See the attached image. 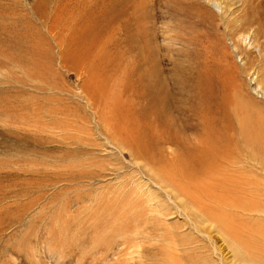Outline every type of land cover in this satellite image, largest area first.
I'll list each match as a JSON object with an SVG mask.
<instances>
[{
  "label": "rangeland",
  "instance_id": "rangeland-1",
  "mask_svg": "<svg viewBox=\"0 0 264 264\" xmlns=\"http://www.w3.org/2000/svg\"><path fill=\"white\" fill-rule=\"evenodd\" d=\"M78 1L0 0V264H106L96 256L117 227L146 207L149 193L139 191L146 185L127 164L126 150L119 153L115 141L105 139L111 136L106 130H117L118 138L127 127L149 150L159 143L156 132H143L146 121L132 128L147 101L125 97L124 86L136 84L129 63L143 56L167 82L175 65H186L205 49L217 56L234 49L229 30L196 13L177 16L168 0H143L147 34H126L123 19L100 26L99 34H80L84 10L95 0ZM205 4L220 13L214 2ZM246 34L235 37L237 44L255 53ZM237 52L235 62L242 66ZM155 115L148 117L153 121Z\"/></svg>",
  "mask_w": 264,
  "mask_h": 264
},
{
  "label": "bare ground",
  "instance_id": "bare-ground-1",
  "mask_svg": "<svg viewBox=\"0 0 264 264\" xmlns=\"http://www.w3.org/2000/svg\"><path fill=\"white\" fill-rule=\"evenodd\" d=\"M200 1L168 3L177 16L188 18L196 13L201 21H216V29L229 30L227 36L242 56V66L236 64L233 48L218 56L205 49L199 56L189 57L186 65H175L165 82L154 63L147 66V58L140 56L138 62L129 63L128 72H133L136 84L124 86V93L129 92L125 97L135 104L147 101L145 112L132 122L136 124L132 128L136 130L138 123L146 121L143 132H156L162 145L158 143V149L152 151L147 149L148 142L140 144L127 127L121 128L118 138L117 130L105 129L111 135L105 139L115 141L119 153L126 150L127 164L146 185L137 184L139 191L142 195L149 192L143 202L146 207L113 231L106 249L98 246L105 251L96 257L106 264H264V102L249 90L252 86L264 96V0ZM210 2L219 7L218 15L207 8L205 3ZM143 3L95 0L84 10L80 34H99L101 27L122 19L126 34H147ZM242 33L251 39L255 53L237 44L235 37ZM115 83H121L120 76ZM117 92L121 94L118 88ZM150 113L156 114L153 121ZM157 202L162 203L156 207Z\"/></svg>",
  "mask_w": 264,
  "mask_h": 264
}]
</instances>
